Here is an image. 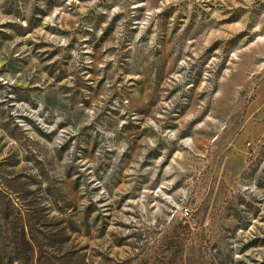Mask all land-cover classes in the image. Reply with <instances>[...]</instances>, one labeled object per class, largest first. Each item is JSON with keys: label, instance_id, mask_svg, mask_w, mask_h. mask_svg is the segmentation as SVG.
Returning <instances> with one entry per match:
<instances>
[{"label": "rangeland", "instance_id": "1", "mask_svg": "<svg viewBox=\"0 0 264 264\" xmlns=\"http://www.w3.org/2000/svg\"><path fill=\"white\" fill-rule=\"evenodd\" d=\"M0 264H264V0H0Z\"/></svg>", "mask_w": 264, "mask_h": 264}]
</instances>
